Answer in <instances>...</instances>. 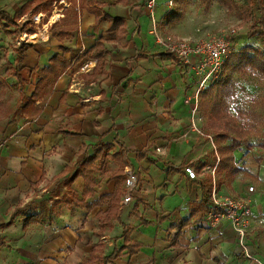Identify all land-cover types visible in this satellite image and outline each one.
Instances as JSON below:
<instances>
[{
  "label": "crops",
  "instance_id": "0c3cea01",
  "mask_svg": "<svg viewBox=\"0 0 264 264\" xmlns=\"http://www.w3.org/2000/svg\"><path fill=\"white\" fill-rule=\"evenodd\" d=\"M88 1L89 5L101 4L99 8L113 16L124 17L126 34L109 32L107 21L95 29V15L81 9L79 2L71 8L67 0L54 6L52 14L60 8L64 11L57 21L49 22L52 14L46 22H41L44 12L35 15L43 30L45 24L50 25L52 35L48 28L42 37H35L36 28L35 32L21 33L32 36L22 40L36 42L18 67L23 78L18 82L24 85L20 90L27 96L35 90L38 69L49 66L53 55L63 53L62 45L69 48L64 54L69 65L59 76L46 80L42 96L28 110L22 109V98L20 117L0 119V264H81L90 257L96 243L99 257L94 264L248 261L235 250L233 226L226 221L212 226L203 214L202 186L212 187L210 170L201 174L200 181L188 179L183 170L185 163L198 159L195 164L199 170L202 165L216 166L221 192L248 194V186L243 190L237 184L241 181H236L233 189L229 183L233 185L234 181H222L217 173L221 154L209 141L202 98V120L197 125L205 135L192 127L186 100L199 85L195 67L180 62L175 54L160 55L168 50L152 33L148 0H82ZM25 2L0 0V7L14 15L21 12ZM29 16L32 14L21 19ZM155 16L161 33L174 36L163 22L161 3H157ZM63 27L72 30L59 39L56 30ZM99 38L106 48L105 73L90 80L84 75L92 73L97 59L86 53ZM61 123L71 133L59 132ZM117 141L125 145L130 160L126 167L137 173L139 183L132 191V200L124 204L125 179L105 175V171H116L119 165L114 162L111 169L94 173V195L86 197V203L121 193L120 220L101 229L99 220L105 216L109 200L91 210L69 204L68 199L81 200L85 189L82 176L74 181H69V176L85 156L79 152L81 146H89L87 153L91 155L93 145L102 142L113 145V153L120 148ZM158 146L164 147L163 153L153 152ZM67 165L73 166L72 170L64 171ZM37 214L43 221L36 220ZM181 221H187V225L176 237ZM125 228H131L130 238L144 246L133 256L105 259L123 245Z\"/></svg>",
  "mask_w": 264,
  "mask_h": 264
},
{
  "label": "rangeland",
  "instance_id": "374dc122",
  "mask_svg": "<svg viewBox=\"0 0 264 264\" xmlns=\"http://www.w3.org/2000/svg\"><path fill=\"white\" fill-rule=\"evenodd\" d=\"M157 3H161L164 13L163 22H166L170 35L188 39H205L235 28L236 34L232 37L234 52L261 51L264 53L262 35L260 32L254 34L251 32L259 19L258 5L255 0H187V2L175 0L176 4L172 9L168 7V0H157ZM59 10V14L64 16V11L61 8ZM20 18L18 21L22 24L20 23L17 31L14 27L11 28L12 33L0 28V119L8 117L15 120V117L21 116L19 105L22 100L20 90L22 84L20 85L14 76L9 75L6 69L15 62L17 47L27 42L21 38L22 31L36 28L35 37H42L41 33L44 32L43 24H41L43 19L38 23L39 20L34 19V15L29 16V19L25 17L24 20H20ZM24 21L27 22L24 24ZM235 78L236 94L224 120L236 130H227L228 143L232 139L241 143V147L235 151V161L241 167V171L231 180L234 181L233 185L232 183L229 185L234 189L236 181H241L237 184H240L243 190L245 186L254 185L255 187L252 197L253 212L247 220L248 228H250L248 241L255 250L254 256L264 262V72L248 67L236 73ZM207 97V95L201 96L205 128L218 145L220 140L217 134L224 133V121H210V100ZM112 164L114 161L110 159L104 167L99 163V168L101 171L106 168L111 169L115 166ZM217 173L222 176V181H230L226 178L225 172L218 170ZM236 238L237 236L235 237L236 252L243 254L248 260L240 264H260L256 259L249 258L242 252Z\"/></svg>",
  "mask_w": 264,
  "mask_h": 264
},
{
  "label": "trees",
  "instance_id": "16d2710c",
  "mask_svg": "<svg viewBox=\"0 0 264 264\" xmlns=\"http://www.w3.org/2000/svg\"><path fill=\"white\" fill-rule=\"evenodd\" d=\"M60 1L61 0H26V2L21 7V12L16 13L14 15L10 14L8 11L0 7V28L12 33L13 31H11V28L14 27V30L17 31L20 28V24L18 23L19 18L21 16L23 17V15L30 13L34 15L35 18V15L39 14L40 12H44L45 13L44 22H46L48 16L52 14L55 4L59 5ZM67 1L71 3L70 4L71 8H74L75 5L79 2L81 9H86L89 13L94 14L96 18L94 24L95 29L98 28V25L102 21H107L109 24L108 27L109 32H116V34L119 35L126 34L125 18L113 16L110 13L103 11L102 9L99 8L101 4L89 5L90 3L89 1L83 3L82 0H67ZM117 1L126 2L127 0H117ZM181 1L187 2V0H181ZM255 1L258 5L259 19L256 21V24L251 30V32L252 34L260 32L264 40V0H255ZM53 25L57 26L58 22H55ZM71 30L72 28L69 27L59 28L58 30H56V34L59 39H62L65 36H67ZM24 31L35 32V28L24 29L22 32ZM31 46L32 43H28L17 47V49L15 50L16 53L15 62L6 69V72H9L11 75H14L20 82L23 81V78L22 75L20 74V70L18 69V67L22 65L26 53ZM61 49L63 53H57L53 55L49 60L50 62L49 66H44L38 69L39 78L36 82L35 90L31 94V96H27L24 93V91L21 90V97L25 99V102L23 103L22 106L23 110H28L30 105H32L37 99H39L42 96L44 84L50 76L57 77L60 75V73L63 70H65L68 67L69 62L65 58L64 54L69 50V48L62 45ZM105 52H106V48L103 39L102 38L97 39L96 45L93 48L89 49L86 53L90 57L97 59V63L93 68L92 73L89 75L87 74L84 75L86 78L93 80L98 75L105 73V59H104ZM160 55L167 56V55H174V53L168 50L166 52L161 53ZM248 67H254L257 70L264 72V53L261 51H255L253 53H249V52L237 53L233 51L230 57L224 63L223 70L219 78L216 79L209 86H207V88L204 89V91L201 93V96L207 95L208 96L207 98H209L210 100L209 102L210 121L211 122L224 121L223 124L224 133L217 134V138L220 140V143L217 145V151L221 154V160L218 163L217 170L221 172H225V176L230 180H232L238 174V172L241 171V167H239L237 162L235 161V151L241 147V143L236 139H232L230 143H228L229 135L227 130L229 131H236V130L230 126L228 121L224 120V116L228 111L229 105L231 104L236 94L235 75L236 73L241 72ZM58 131L65 134L71 133V131L64 130V123H61V125L58 128ZM117 143L120 145V148L118 151L113 153L110 152V150L114 147L111 144H106L101 142L96 145H93L94 152L91 155L87 153L89 146L86 145L81 146L79 152L85 153V156L80 161V163L74 167L75 168L74 172L72 173V175L69 176V181H74L79 176H82L85 181V189L83 193L84 197L81 200H78L75 197L73 199H68L69 204H75L80 207H85L87 210H91L94 206L101 205L106 200H109L110 206L107 209L105 216L99 220L101 229L106 226L112 227L113 220H120V216L122 213L121 204H120L121 193L117 191L116 193L103 195L98 200L88 203L85 202V198L94 195V186H95L94 173L100 169L96 165L97 161H99L102 167H104L106 163L110 159H112L114 162H116L119 165V168L116 171L107 170L105 171V175H107L110 179H117V180L125 179L124 170L126 166L130 165V160L125 145L120 143V141H117ZM72 168L73 166L70 167L69 165H67L64 171H70L72 170ZM202 190H203V194L201 197V206H202V211L204 212L203 214L207 216L209 212V207L212 205V200L210 196L212 187L211 185H203ZM32 217L33 216L26 218V221L28 222L30 219H32ZM35 218L40 222L43 221V218L38 214L35 215ZM143 221L145 223H148V221L146 220ZM178 225L180 227V230L176 233V237L180 236L181 229L187 225V221H181ZM130 235H131V228H125L122 234V237L124 239L123 245L119 249L115 248L111 255L104 258L108 260V259L117 258L124 254L133 256L139 253L141 248L144 246V244L140 241L131 239ZM175 245H179V244L175 243ZM98 249H99L98 243L94 244L90 257L83 260L81 264H94L95 259L99 257V255H97ZM128 264H133V263L129 262Z\"/></svg>",
  "mask_w": 264,
  "mask_h": 264
},
{
  "label": "built area",
  "instance_id": "2783aa9c",
  "mask_svg": "<svg viewBox=\"0 0 264 264\" xmlns=\"http://www.w3.org/2000/svg\"><path fill=\"white\" fill-rule=\"evenodd\" d=\"M157 0H148L147 7L151 13L152 20V33L156 38L157 43L161 44L167 50L173 52L184 64H193L196 74L199 77L198 88L187 97L186 102L190 105V111L192 116V127L196 129L200 134L205 135L202 129L197 125V121L202 120L201 112V93L211 83L219 78L223 70L224 63L230 57L233 52L232 43L233 36L236 34L235 28L230 29L226 33L208 37L205 39H188L180 38L176 36H165L161 33L158 21L155 16ZM175 0H168V7L172 9L175 5ZM50 35L53 34L51 28L48 29ZM43 43H47L44 40H40ZM29 43H35L33 41H27ZM21 45V44H20ZM76 75V74H75ZM209 141L216 150V144L212 135H208ZM155 153H163L164 147H155L153 149ZM194 161L185 163L183 166L184 173L190 180L200 181L201 174H204L207 170H210L212 174V190L211 200L212 205L209 207L207 219L212 226H217L221 222H229L236 232V241L240 244L242 252L249 258L256 259L260 264H264L254 256L255 250L248 241V228L247 220L252 215L253 200L251 195L255 192L254 185L247 188V193L244 195H238L232 192H221L217 184L216 178V166L211 168L210 166L202 165L200 170L196 166ZM125 186L127 192L124 195L123 203H129L133 194L132 191L138 186L139 177L132 168L125 167Z\"/></svg>",
  "mask_w": 264,
  "mask_h": 264
},
{
  "label": "bare ground",
  "instance_id": "6f19581e",
  "mask_svg": "<svg viewBox=\"0 0 264 264\" xmlns=\"http://www.w3.org/2000/svg\"><path fill=\"white\" fill-rule=\"evenodd\" d=\"M42 15V14H41ZM61 17V15L59 14V12H54L51 17H50V20L49 22L52 23L54 21H57L59 18ZM41 18V17H40ZM48 28V25L45 24L44 25V30H46ZM22 39H27V40H30L32 39V36L31 35H28L26 33H23V35L21 36Z\"/></svg>",
  "mask_w": 264,
  "mask_h": 264
}]
</instances>
